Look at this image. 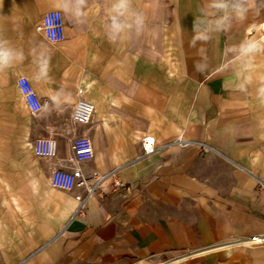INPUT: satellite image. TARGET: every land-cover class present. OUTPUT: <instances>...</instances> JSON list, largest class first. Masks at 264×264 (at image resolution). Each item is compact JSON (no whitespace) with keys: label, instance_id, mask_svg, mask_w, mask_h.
<instances>
[{"label":"crops","instance_id":"0c3cea01","mask_svg":"<svg viewBox=\"0 0 264 264\" xmlns=\"http://www.w3.org/2000/svg\"><path fill=\"white\" fill-rule=\"evenodd\" d=\"M116 2L0 0V39L13 57L0 71V122L30 120L29 137L59 147L49 161L32 151L48 179L46 232L14 264H264V244L236 242L264 234V118L239 71L262 0H163L177 71H159V0H130L123 15ZM54 9L65 19L59 43L36 30ZM21 75L43 102L36 115L17 87ZM80 98L94 104L88 124L72 121ZM81 135L95 151L83 172L118 169L122 185L109 178L79 209L84 188L64 191L49 180L69 166ZM146 135L157 145L186 143L143 157ZM178 253L188 255L172 261Z\"/></svg>","mask_w":264,"mask_h":264},{"label":"rangeland","instance_id":"374dc122","mask_svg":"<svg viewBox=\"0 0 264 264\" xmlns=\"http://www.w3.org/2000/svg\"><path fill=\"white\" fill-rule=\"evenodd\" d=\"M162 1L159 0L158 29L156 35H152L158 41L159 71L163 68L177 71V48L162 12ZM260 6L263 13L253 16V44L242 57L239 71L264 118V95L261 93L264 89V0ZM0 113L3 115L4 111ZM29 124L30 120L21 117L14 119L12 124L0 122V264H14L40 241L37 236L46 232L41 215L46 211L45 196L50 191L47 190L48 179L43 173V164L31 150L35 138L27 135L25 127ZM261 188L264 190L262 182ZM241 245L252 246L247 243ZM10 246H13V254L9 253ZM229 246L232 245L224 248Z\"/></svg>","mask_w":264,"mask_h":264},{"label":"built area","instance_id":"2783aa9c","mask_svg":"<svg viewBox=\"0 0 264 264\" xmlns=\"http://www.w3.org/2000/svg\"><path fill=\"white\" fill-rule=\"evenodd\" d=\"M36 30L51 43H59L66 37L65 19L63 12L58 9L46 12L42 19L36 24ZM17 87L22 94L24 102L31 112L36 115L43 109V102L39 98L31 80L21 75L16 81ZM94 113V104L84 98H80L74 106L72 112V121L77 124H88L91 122ZM185 144L181 138L166 142L161 145L156 144V140L151 135H146L142 138V156L146 157L157 150L165 148L171 144ZM32 151L38 158L45 160H54L58 157L59 147L56 139L52 137H37L32 143ZM95 151L92 139L87 135L75 137L71 142V154L68 158V167H55L50 176V184L52 187L64 190L73 191L77 187L84 188L85 194L77 196L79 200V209L83 208L86 201L98 192L103 182L112 178L114 186L122 185V181L117 177L118 169H113L106 174L94 172L85 174L80 164L94 157ZM241 244H262L264 243V234L252 235L247 238L236 241ZM188 254H180L172 261L182 259Z\"/></svg>","mask_w":264,"mask_h":264},{"label":"clouds","instance_id":"9594fccd","mask_svg":"<svg viewBox=\"0 0 264 264\" xmlns=\"http://www.w3.org/2000/svg\"><path fill=\"white\" fill-rule=\"evenodd\" d=\"M82 2V0H81ZM130 9V0H117V2L113 5V11L118 12L121 15L124 14L127 10ZM138 23H142V17H138L137 19ZM113 28L116 32H119L122 30V25L115 23V16H113ZM7 41L4 39H0V71H3L4 69L11 67L12 64V53L10 49H7L4 47V44H6ZM19 59H23V54H19ZM42 73L46 74L47 72V61L44 62V66L42 68ZM262 95H264V89H261Z\"/></svg>","mask_w":264,"mask_h":264},{"label":"water","instance_id":"95a60500","mask_svg":"<svg viewBox=\"0 0 264 264\" xmlns=\"http://www.w3.org/2000/svg\"><path fill=\"white\" fill-rule=\"evenodd\" d=\"M248 33H250V31H248Z\"/></svg>","mask_w":264,"mask_h":264}]
</instances>
